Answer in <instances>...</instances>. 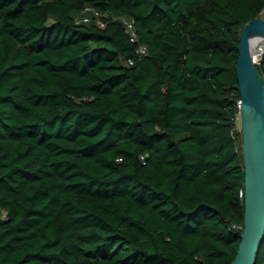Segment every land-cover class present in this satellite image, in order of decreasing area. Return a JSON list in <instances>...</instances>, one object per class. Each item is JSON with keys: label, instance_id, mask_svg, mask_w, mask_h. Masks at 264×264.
<instances>
[{"label": "trees", "instance_id": "1", "mask_svg": "<svg viewBox=\"0 0 264 264\" xmlns=\"http://www.w3.org/2000/svg\"><path fill=\"white\" fill-rule=\"evenodd\" d=\"M263 5L0 0V264H230L237 43Z\"/></svg>", "mask_w": 264, "mask_h": 264}, {"label": "water", "instance_id": "2", "mask_svg": "<svg viewBox=\"0 0 264 264\" xmlns=\"http://www.w3.org/2000/svg\"><path fill=\"white\" fill-rule=\"evenodd\" d=\"M261 37L264 17H252L241 25L235 72L240 93L244 219L230 264H255L264 236V80L252 53Z\"/></svg>", "mask_w": 264, "mask_h": 264}, {"label": "built area", "instance_id": "3", "mask_svg": "<svg viewBox=\"0 0 264 264\" xmlns=\"http://www.w3.org/2000/svg\"><path fill=\"white\" fill-rule=\"evenodd\" d=\"M83 12H86V14H84V16L82 17L83 20L88 21L90 15L89 14H93L94 16H99L100 14H102L100 11H98L97 9H95L92 6H85L83 9ZM260 16H264V5L262 6L260 12H259ZM122 22L125 25L126 30L130 33L131 39H136V31L134 29V25H133V20L124 16H120L119 17ZM100 25H103V22L100 21ZM146 47L144 45H140L138 48V51L140 53H144L146 51ZM252 53H253V58L255 60V62L258 64L261 62L263 54H264V37L259 38L253 48H252ZM129 63H132V60H129ZM6 215L5 210H1L0 209V217H4ZM235 227L237 229H242V225H235Z\"/></svg>", "mask_w": 264, "mask_h": 264}, {"label": "rangeland", "instance_id": "4", "mask_svg": "<svg viewBox=\"0 0 264 264\" xmlns=\"http://www.w3.org/2000/svg\"><path fill=\"white\" fill-rule=\"evenodd\" d=\"M262 17H264V16H262ZM240 117H239V113L237 114V116H236V127L240 130Z\"/></svg>", "mask_w": 264, "mask_h": 264}]
</instances>
